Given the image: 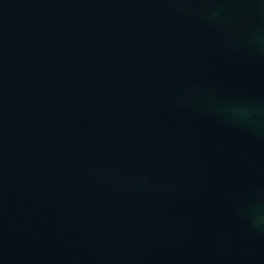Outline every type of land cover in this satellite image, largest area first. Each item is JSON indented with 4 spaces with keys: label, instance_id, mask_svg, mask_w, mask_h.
<instances>
[{
    "label": "water",
    "instance_id": "95a60500",
    "mask_svg": "<svg viewBox=\"0 0 264 264\" xmlns=\"http://www.w3.org/2000/svg\"><path fill=\"white\" fill-rule=\"evenodd\" d=\"M0 264H264V0H0Z\"/></svg>",
    "mask_w": 264,
    "mask_h": 264
}]
</instances>
